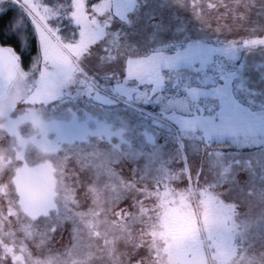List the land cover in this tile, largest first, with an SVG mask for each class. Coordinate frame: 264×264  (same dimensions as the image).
I'll return each mask as SVG.
<instances>
[{
	"label": "snow or ice",
	"instance_id": "snow-or-ice-1",
	"mask_svg": "<svg viewBox=\"0 0 264 264\" xmlns=\"http://www.w3.org/2000/svg\"><path fill=\"white\" fill-rule=\"evenodd\" d=\"M206 8L0 0V264H264V0Z\"/></svg>",
	"mask_w": 264,
	"mask_h": 264
},
{
	"label": "rangeland",
	"instance_id": "rangeland-1",
	"mask_svg": "<svg viewBox=\"0 0 264 264\" xmlns=\"http://www.w3.org/2000/svg\"><path fill=\"white\" fill-rule=\"evenodd\" d=\"M208 2H215V0H202V3H204L205 5V9L206 11L209 13V15L211 16H216L217 13L213 10H207L206 5ZM221 11H223V9H221ZM208 16L205 17V19H207ZM252 19L255 21L257 18L255 17V15H253ZM259 23H264V21H260ZM213 27H215V25H213ZM246 28H257V25L255 24H248L245 27L239 28L233 32H231L230 34H227V39L229 40H241L244 38H264V30H256L255 32L250 33L249 31L246 30ZM221 38H224L223 36ZM261 49H264V45H260V46H256V51L257 53H259V51ZM255 59L257 60V62H259V55H257L255 57ZM25 67H27V65H25ZM18 107H23L22 105H18ZM145 107V111L147 112H153L156 111V108H154L152 105H146ZM223 151L225 152H235L237 151V149L235 147H224ZM240 151L247 153L249 151H252V149H241ZM69 167H72V165H69ZM175 167H179V165H175ZM117 171H120L122 174V177L124 179H130L131 178V171H130V167L128 165H124L122 168H118ZM203 183V180H202ZM178 187H183L184 185H177ZM77 198L82 200L83 199V189H78L77 190ZM3 197H0V202L3 201ZM90 203V201H89ZM131 203V198L129 197V199L121 201L118 206L115 207V211H119L120 209H126L128 208L129 204ZM69 207L73 208L74 211H83L86 210L87 204H82L81 207L77 208L76 206L69 204ZM115 216L114 214L111 215L109 217V219H114ZM16 226V221L13 218V227ZM71 228H72V223L69 221L67 222L64 227L60 230H58L54 237L52 238L51 242L48 245V248H50L52 250L53 253H55L57 250L59 251H63L64 248L66 246L69 245V241H70V232H71ZM102 231V230H101ZM22 234L18 233V238H21ZM10 238H6V242H9ZM30 251H32L33 253V257L34 258H43V256L40 253V250L36 248L35 242H27ZM100 243L102 244L103 241L101 240ZM125 251V248L123 247V245H119L118 246V252L119 253H123ZM47 250L44 251L43 255H47ZM9 264H11V261H9Z\"/></svg>",
	"mask_w": 264,
	"mask_h": 264
},
{
	"label": "trees",
	"instance_id": "trees-1",
	"mask_svg": "<svg viewBox=\"0 0 264 264\" xmlns=\"http://www.w3.org/2000/svg\"><path fill=\"white\" fill-rule=\"evenodd\" d=\"M21 238H23V237L21 236Z\"/></svg>",
	"mask_w": 264,
	"mask_h": 264
}]
</instances>
